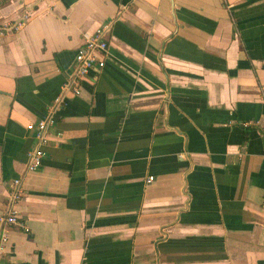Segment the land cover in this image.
Wrapping results in <instances>:
<instances>
[{
	"label": "crops",
	"instance_id": "obj_1",
	"mask_svg": "<svg viewBox=\"0 0 264 264\" xmlns=\"http://www.w3.org/2000/svg\"><path fill=\"white\" fill-rule=\"evenodd\" d=\"M15 178L1 264H264V0H0V214Z\"/></svg>",
	"mask_w": 264,
	"mask_h": 264
},
{
	"label": "built area",
	"instance_id": "obj_2",
	"mask_svg": "<svg viewBox=\"0 0 264 264\" xmlns=\"http://www.w3.org/2000/svg\"><path fill=\"white\" fill-rule=\"evenodd\" d=\"M29 15L30 10H25L19 20L5 24L3 29L6 31L17 30L23 25ZM107 31L108 25H103L94 32L83 33L82 44L75 53L74 66L66 83L62 86V94L55 98L44 117L27 124V129L32 133L33 146L26 153L25 170L31 171L37 169L46 155L45 146L48 142V131L56 122L55 114L62 101L63 93L72 91L77 94L79 92L80 79L90 71H98L105 65L108 53ZM152 180V176L147 178V182ZM22 195L23 190L20 178H15L10 185L5 210L0 214V259L9 231L15 226L21 228L24 232L28 231L27 226L20 219L15 207Z\"/></svg>",
	"mask_w": 264,
	"mask_h": 264
}]
</instances>
